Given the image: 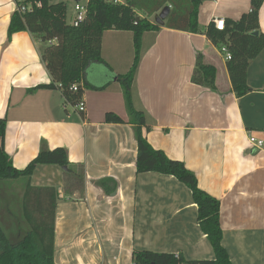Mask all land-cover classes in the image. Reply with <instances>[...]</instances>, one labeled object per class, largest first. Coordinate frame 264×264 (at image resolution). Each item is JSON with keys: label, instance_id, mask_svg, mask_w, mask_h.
<instances>
[{"label": "crops", "instance_id": "crops-1", "mask_svg": "<svg viewBox=\"0 0 264 264\" xmlns=\"http://www.w3.org/2000/svg\"><path fill=\"white\" fill-rule=\"evenodd\" d=\"M249 8L250 0H203L197 15L202 31L163 22L158 31L144 32L131 86L134 107L149 125L144 134L150 144L184 162L199 186L219 200L221 243L232 264H264V48L248 64L249 91L237 97L224 53L206 36V27L215 17L237 20ZM16 9L15 0H0L5 151L22 169L42 147H63L69 161L84 170L82 192L75 187L65 193L60 167L38 165L30 178L32 185L54 186L58 193L55 263L132 264L134 249L213 258L187 186L171 175L136 173L137 145L118 79L133 62L132 33H103L101 60L83 72L85 110L79 112L59 89L38 87L51 81L41 59L50 42L29 31L8 39ZM258 17L264 32V1ZM197 52L216 69L215 90L191 81ZM108 111L126 122L105 123ZM250 137L263 145L257 148ZM102 178L111 180L99 187L95 181Z\"/></svg>", "mask_w": 264, "mask_h": 264}, {"label": "trees", "instance_id": "trees-1", "mask_svg": "<svg viewBox=\"0 0 264 264\" xmlns=\"http://www.w3.org/2000/svg\"><path fill=\"white\" fill-rule=\"evenodd\" d=\"M17 7H29L26 12L16 9L7 28L8 39L13 33L29 31L35 38L50 42L41 53V59L51 77L49 84L39 85L47 89H59L65 103L74 107L82 100L83 72L91 61L101 60L102 35L107 30H122L132 33L134 58L130 69L118 79L122 81L123 97L132 124L137 145L136 173L157 172L171 175L187 186L197 206V221L211 245L213 258L185 259L181 254L155 252L146 249L132 251V264H232L221 243L222 230L219 219V200L203 190L195 174L184 162L168 157L162 150L154 148L147 140L144 130L149 129L142 110L134 107L131 86L140 59L141 37L146 31H158L160 24L151 20L164 6L169 12L164 26L172 29L198 33L203 29L197 20L199 5L203 0H88L85 18L73 26L67 21V6L51 0H15ZM264 0H250L249 10L237 20L224 19L225 26L217 30L210 22L206 36L220 50L225 47L230 53L226 67L233 92L237 97L249 91L247 67L264 48V32L259 30V9ZM254 32H257L255 34ZM53 41V42H51ZM213 65L206 64L203 55L196 53L191 81L215 90ZM77 84L78 89L70 87ZM105 123H125L118 114L105 113ZM6 118L0 117V186L3 180L25 178L20 197V212L24 222V233L11 239L0 228V264H56L54 261L55 210L58 193L54 186L32 185L30 178L38 165H57L62 169L65 193L73 188L82 192L84 170L81 164L69 161L63 147H42L25 167L18 169L4 148ZM65 167V168H64ZM111 180L95 181L99 187Z\"/></svg>", "mask_w": 264, "mask_h": 264}, {"label": "rangeland", "instance_id": "rangeland-1", "mask_svg": "<svg viewBox=\"0 0 264 264\" xmlns=\"http://www.w3.org/2000/svg\"><path fill=\"white\" fill-rule=\"evenodd\" d=\"M154 15L151 18L154 19ZM50 166L59 168L57 165ZM2 182L5 186H0V228L9 238L18 239L25 230L20 212V197L25 178L20 177L13 180H3Z\"/></svg>", "mask_w": 264, "mask_h": 264}, {"label": "built area", "instance_id": "built-area-1", "mask_svg": "<svg viewBox=\"0 0 264 264\" xmlns=\"http://www.w3.org/2000/svg\"><path fill=\"white\" fill-rule=\"evenodd\" d=\"M56 1L63 2L65 4L68 1H72L73 2L70 10H67V12H66V18H68L69 23L72 24L73 26H77L85 18L86 13H87L88 0H86L85 2H82L81 0H56ZM17 9L20 12H26V11L29 10V7L25 6V5H20L19 7H17ZM212 22H213V24H214V26H215V28L217 30H222L224 28V26H225L224 18H221V17L213 18ZM220 51L222 53H224L225 59H230V53L226 50L225 47H222L220 49ZM70 88L73 91H76L78 89V85L77 84H72ZM76 109L79 112H84L85 104H84V102L82 100L77 104ZM249 140L257 148H260L263 145V141L262 140H257L254 137H250Z\"/></svg>", "mask_w": 264, "mask_h": 264}, {"label": "water", "instance_id": "water-1", "mask_svg": "<svg viewBox=\"0 0 264 264\" xmlns=\"http://www.w3.org/2000/svg\"><path fill=\"white\" fill-rule=\"evenodd\" d=\"M168 12H169V7L168 6H164L157 14L154 15L155 23H158V24L162 25L163 22H164V18L166 17ZM254 33L257 34V32H254Z\"/></svg>", "mask_w": 264, "mask_h": 264}]
</instances>
